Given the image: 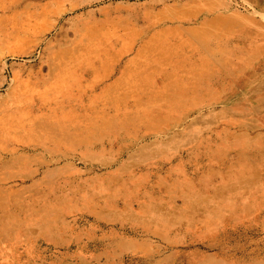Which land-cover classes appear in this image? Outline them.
Instances as JSON below:
<instances>
[{
	"label": "bare ground",
	"instance_id": "bare-ground-1",
	"mask_svg": "<svg viewBox=\"0 0 264 264\" xmlns=\"http://www.w3.org/2000/svg\"><path fill=\"white\" fill-rule=\"evenodd\" d=\"M22 1L0 0V24L10 25L9 30L0 27V48H8L0 60L38 59L12 73L3 62L0 264H59V249L74 242L73 229L89 217L101 230L118 224L114 230L121 238L110 249L140 256L135 264H211L208 256L197 259L198 249L173 251L170 257H180L173 262L159 258L177 245L167 234L178 230L180 221L187 225L181 228L185 232H196L191 244L216 230L235 232L244 245H250L247 233L264 241V59L256 63L264 50V16L257 20L253 14L264 12L260 2L246 16L231 2L174 0L151 14L138 11L141 24H129L97 20L85 10L102 0ZM195 6L199 9H190ZM67 15L81 27L53 49L47 35L66 39ZM50 17L53 23L47 24ZM181 169L210 191L191 193L198 209L183 211L174 199V206H167L161 198L151 200L147 191L133 198L144 187L160 188L171 198L166 183ZM199 170L217 172V183ZM107 176L124 190L103 187ZM95 186L111 191L108 199L122 210L108 209L112 203L101 192L92 194V208L64 203L68 194L85 199L81 195ZM38 187L43 194L30 193ZM21 197L60 206L31 210L19 205ZM4 201L11 203L10 210ZM180 202L190 205L187 196ZM13 215L23 219L18 228L24 235L15 233L8 242L17 229L8 221ZM216 220L220 226H214ZM32 240L39 242L35 250ZM42 246L48 255L43 260L28 255L42 253ZM240 248L214 247L230 264L264 255V250Z\"/></svg>",
	"mask_w": 264,
	"mask_h": 264
},
{
	"label": "rangeland",
	"instance_id": "rangeland-1",
	"mask_svg": "<svg viewBox=\"0 0 264 264\" xmlns=\"http://www.w3.org/2000/svg\"><path fill=\"white\" fill-rule=\"evenodd\" d=\"M2 1H6V0H2ZM17 1H21V0H17ZM184 1H186V0H180V2H184ZM220 1L222 3L231 2L232 7L235 11H239L246 16H251V14L254 12V10L256 11L257 6L255 5V3L260 2L261 6H264V0H220ZM27 2H28V0H23L21 3L24 4ZM173 2H174V0H140V1H135V0H102V1H100L94 5L90 6L89 8H86L85 10L92 11L94 16H95V19H97V20L105 18V19L120 20V21H124L126 23H129V24H134L135 22L137 24H141V23H139V19H138L139 18L138 11L141 10V11H144L145 13L151 14V13H153L152 12L153 10L157 11L166 5L172 4ZM147 3H150V4L147 5ZM142 5H146V6H142ZM261 6H259V7H261ZM190 9L195 10V9H199V7L195 6V7L190 8ZM259 11L260 10H258L257 12H259ZM253 14H255V18L257 20H259V18H261V16H264V12H262L261 14H256V13H253ZM71 17L72 16L67 15L63 18V20L69 19L67 24L63 25V29H62V35H65V34L67 35L66 39L60 41V39L53 37V32H51L49 35H47V38L45 41L46 42L50 41V43L54 45L53 49L56 48L55 47L56 45L67 43L68 40L72 39L74 32L76 33L77 30L81 27L79 25V23L77 22L78 20H73V19L71 20L70 19ZM263 21H264V19H263ZM45 22L47 24H51V23H53V20L50 17V18L46 19ZM2 26L7 28L8 30L10 29V25H8V24L7 25L6 24H0V27H2ZM0 31H4V30L0 29ZM205 32L207 33L206 35H209L208 31H205ZM33 44H34V42L30 43L29 45H33ZM263 46H262V48H263ZM6 50H8V48H0V53L5 52ZM260 53L261 54L259 55V59L256 63H258L259 60L264 59V50L262 49V51ZM4 61L7 63L6 73H12V72H19L24 67H29L31 65H34L38 61V59L33 60L30 58H10V57H7L4 60H0V79L3 77L2 69H3V67H5V65L3 64ZM42 70H43V72H45V70H46L45 66L43 67ZM245 75L249 76L248 74H245ZM6 93H7L6 88L0 89V101L5 98ZM235 97H236V95L233 98H235ZM235 99H237V97ZM161 153L162 154H168V153H170V151H161ZM104 156H106V155H104ZM183 172L184 171L181 169L178 173L173 174L172 175L173 179L167 181V183H166L169 186V190L173 194L171 198L168 199L167 196H165L164 192L160 188H157V189L153 188V190H152V189H148L147 187L138 189L137 190V196H133V198L138 199L143 192L147 191L146 193L151 198V200L161 198L162 203H164L167 206L171 207L173 205L172 204L173 201L175 200L174 201L175 206L179 209L183 208V211H186V210L191 209V208H196V207L198 209L199 205L198 206L194 205L196 203L195 202V196H194V194H191V193L197 192V193L208 195L210 193V191L204 185L202 186L201 183L199 185V183L197 181L198 179L194 178L193 180H190L189 177H184ZM199 174L202 175L203 178H205V179H209L210 181H214V183H217V181H218V180H216V177H215V175L217 176V172L213 173V172H208L205 170H201V171L199 170ZM246 174H248V173H245L244 175H246ZM233 178H234V176H232V179ZM113 179H111L109 176H107L105 179H103L102 180L103 187H106L107 184H110L112 187H114L115 191H120V189L122 187H119L120 185H118L115 182H111ZM122 179L126 180L125 177H122ZM174 179H176V181L173 184ZM223 179L226 180V177H223ZM98 183H100V182H98ZM151 185H152V183H151ZM126 187H127L126 189L129 191L133 190L132 186L127 185ZM122 189L124 190V188H122ZM99 192H101L102 195L104 196V200H108L109 202L112 203V204H109L108 209L109 208L113 209L115 206L118 210L119 209L122 210L121 206L118 207L117 205L114 204L113 199H110V200L108 199V195L112 194L111 191H108L106 189H104L102 191H98V187H96V186L93 189H90V191H87L86 193L81 195V196L85 197L86 200L80 199V197L77 195L74 197H71V195L68 194V195L64 196L65 197L64 203L67 202L68 200H72L73 203L76 202L75 204H77L78 207L92 208L95 206L94 203L96 204V201L92 200L93 199L92 194L93 193L97 194ZM30 193L33 195H39V194L41 195V194H43V189L39 188V187L35 188V189H31ZM185 196L189 197V201H190L189 206L188 205L184 206L180 202V198H183ZM76 197H77V199H76ZM84 201H89V202H84ZM92 201H93V203H92ZM145 201L141 200L142 203H144ZM3 204H5V209H9L11 207V203H7L4 201ZM144 204H147V203H144ZM19 205L21 207H27V208H30L31 210H39V211H43V210L51 211L52 206H54L56 208H58V206H60V205L54 204V202H52V201H48V202H39L36 200L30 201V200L23 198V197H21L19 199ZM66 206H70V205L66 204ZM135 209H136V207L133 206L132 210L135 211ZM257 215L258 214H256L254 219H255V223L259 224L258 217H260V216L259 215L257 216ZM75 217H77V216H75ZM31 218L36 220L35 215H33ZM58 218H60V217L58 216ZM21 220H23V219L18 215H13L11 217V219L8 220L9 222H12V225L14 223L17 225V229H15L12 232V234L10 235V237L7 239L8 242H11L15 233H18V235L19 234L24 235L22 230L20 228H18L19 221H21ZM216 222L217 223H214V226H216V225L220 226V222L217 220H216ZM91 224H92V220L89 217L85 223L81 222L79 224H76L75 230L72 228L73 231H72L71 237L74 240V242L70 243L68 247H61L59 249V255H57V260H58L57 263H59V264H135V262L137 263L139 260L142 261V258H140V256H134V255L131 256L129 253L120 254L118 252H113L112 248L110 249V247L117 244L118 240H119L117 237V236H119L118 235L119 233L114 230L115 227H119L118 224L107 223L108 224L107 228L102 229V230L100 229L99 225H96V224L91 225ZM224 224H226L225 220H223V225ZM162 225H164V223L160 224V226H162ZM123 226H125L126 228H129L130 225L127 223H124ZM184 226H187L186 223L184 221H180V223L175 226V229H178V230H175L173 232L169 230L170 232L167 235L172 240H175L177 242V245H175L173 247V250L164 252V254L162 256H160L159 258L162 259V258L169 257L171 259V261L173 262V261H177L180 259V257L177 256V253L173 257H170L172 255L173 251L177 252V251L183 249V250H186L185 252H187V251H194V250L198 249V251H197L198 254L196 256L198 260L202 261L203 258H200L199 255H204V256H208V258H209L208 260H205L206 262H210L211 264H221L222 263L221 261H224L223 258H226V257L218 256V254L216 253L217 250L214 249V247H216L217 244L219 245V247L221 249L224 248L225 250H228V251L234 250L238 247L246 248L247 250H252V251L253 250H260V251L264 250V241L263 242L254 241V238H252L254 236H252L251 233H247L246 237H245L249 241L250 245H244V243H245L244 239L237 236V234L235 232H230V230H227V232H225V233L223 232L221 234H218V232L216 233L217 230L212 231L210 233H206L204 235V237L202 236L199 239V241L193 242L191 244V240H190L191 236L190 235L193 232H185L183 229H181ZM0 233L3 234V232H0ZM194 233H196V232H194ZM60 237L65 238L63 235H61ZM21 238L24 239L25 237L22 236ZM219 241L221 243H218ZM38 243H39L38 241L35 242V240L34 241L32 240V241H30L29 244L31 245L32 249L35 250L38 247L37 246ZM208 243L213 245V247H211V249L207 248ZM186 244H188L187 245V246H189L188 248H184L185 247L184 245H186ZM43 247H45V246H42L41 248H39V250L42 253H38V251H37L36 255H34V254H28V255L34 257V260H36V261H37V259L43 260L44 257L48 256V255H44V251H42ZM17 248L19 249V251L22 250V249H20L19 246H17ZM29 253H31V252H29ZM263 257H264V255L257 257L255 259V261L258 260V262H256V263H254L255 261H253L252 263L247 262L244 264H264L263 263L264 262ZM121 259H122V261H121ZM129 259H131V260H129ZM259 260L262 262H259ZM226 261H227L226 264H230L228 262H230L231 259L226 258L225 262ZM232 261H233V263H231V264H243V263H239V261H235V260H232ZM62 262H64V263H62Z\"/></svg>",
	"mask_w": 264,
	"mask_h": 264
}]
</instances>
